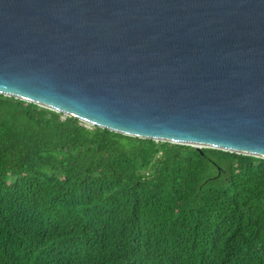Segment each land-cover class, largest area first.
I'll return each instance as SVG.
<instances>
[{"label":"trees","instance_id":"16d2710c","mask_svg":"<svg viewBox=\"0 0 264 264\" xmlns=\"http://www.w3.org/2000/svg\"><path fill=\"white\" fill-rule=\"evenodd\" d=\"M0 264H264V159L0 94Z\"/></svg>","mask_w":264,"mask_h":264},{"label":"water","instance_id":"95a60500","mask_svg":"<svg viewBox=\"0 0 264 264\" xmlns=\"http://www.w3.org/2000/svg\"><path fill=\"white\" fill-rule=\"evenodd\" d=\"M0 94L264 159V0H0Z\"/></svg>","mask_w":264,"mask_h":264},{"label":"built area","instance_id":"2783aa9c","mask_svg":"<svg viewBox=\"0 0 264 264\" xmlns=\"http://www.w3.org/2000/svg\"><path fill=\"white\" fill-rule=\"evenodd\" d=\"M88 125V124H87ZM90 127V125H88Z\"/></svg>","mask_w":264,"mask_h":264}]
</instances>
